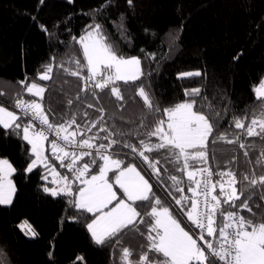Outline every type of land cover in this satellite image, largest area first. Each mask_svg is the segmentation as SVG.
<instances>
[{
	"label": "trees",
	"instance_id": "1",
	"mask_svg": "<svg viewBox=\"0 0 264 264\" xmlns=\"http://www.w3.org/2000/svg\"><path fill=\"white\" fill-rule=\"evenodd\" d=\"M95 25L118 55L137 57L141 62L143 76L135 85L117 82L123 100L111 96L110 89H96L98 96L92 89L82 91L84 81L65 71H75L77 60L85 63L77 41ZM49 65L51 79L40 80ZM197 72L200 75H180ZM81 75H87L86 69ZM263 79L264 0H0V103L17 113L21 125L23 120L15 109L17 98L40 102L53 124L74 115L85 131L91 121L100 118L103 108V119L85 138L107 135L100 127L121 134L114 137L121 144L113 150L125 163L138 164L151 180L155 195L173 209L178 206L168 192L173 191L176 198L180 193L171 188L170 175L181 177L184 194H191L186 190L187 178L175 170L170 157L165 158L167 151L147 153L151 160H160L157 178L123 144L139 147L157 120L167 121L164 109L195 100L193 110L206 115L214 126L207 145L208 164L203 166L214 173L232 171L243 192L235 209L225 204L223 210L237 211L257 223L264 219V187H249L243 180L245 174H264V161L257 163L264 153V134H246L247 125L264 110V98L257 99L254 92ZM21 82L45 88L43 99L30 95ZM140 86L151 98L153 110L136 95ZM193 89H199V95L185 94ZM157 107L160 112L154 111ZM236 119L244 121L245 129L235 127ZM222 135L236 143L219 140ZM22 137V129L0 127V158H7L15 169L11 203L0 205V264H121L123 248L132 251V260L147 251V222L137 221L135 227L129 226L103 245L94 243L87 228L94 214L72 207L71 197L63 193L53 196L44 190L54 186L50 168L63 172L60 162L47 148L49 163L26 171L34 156ZM150 139L159 142L157 137ZM101 142L107 143L96 141ZM90 160L86 157L84 162ZM78 183L73 182L75 190ZM245 199L252 212L239 207ZM137 207L148 221V202H137ZM176 215L190 226L186 217ZM23 221L32 236L20 227Z\"/></svg>",
	"mask_w": 264,
	"mask_h": 264
},
{
	"label": "snow or ice",
	"instance_id": "2",
	"mask_svg": "<svg viewBox=\"0 0 264 264\" xmlns=\"http://www.w3.org/2000/svg\"><path fill=\"white\" fill-rule=\"evenodd\" d=\"M77 42L81 45L85 63L77 60L75 71L69 69L65 71L84 81L86 88L81 89L82 91L92 89L93 95L98 96L96 89L100 92L110 89L111 96L123 100L117 82L135 85L143 76L140 60L137 57L125 58L118 55L105 42L99 25L92 27ZM85 69L87 75H81ZM51 73L52 67L49 65L46 71L40 74L39 79L49 80ZM180 75L191 76L200 73ZM21 83L30 95L43 99L45 88L37 83ZM199 91L193 89L191 93L185 94L197 96ZM254 92L257 99L264 98V81H261ZM136 95L143 99L149 110H153L151 98L143 86L137 88ZM68 103L71 105L73 101L69 100ZM195 103V100L186 101L164 109L162 115L167 117V121L157 120L147 130L148 139L140 140L139 147L129 143L123 144L124 148L131 149L134 157L141 158L157 178L160 174L158 167L160 160H151L147 153L167 151L165 158L170 157L175 170L187 178L186 190L191 194L190 196L184 194L185 188L182 186L181 177L170 175L171 188L174 192L180 193V197L176 198L173 191L168 192L178 206L176 209L165 205L164 201L155 195L153 185L145 178L143 170L139 169L136 163H125L124 160L116 158L119 154L113 149L114 146L120 145L121 141L114 137L121 134L100 127L99 131L107 132V135L85 138L86 132H91L103 119L105 111L103 108L99 109L100 118L91 121L85 131L76 123L74 115L70 120L53 124L40 102L17 98L15 107L31 119L27 124L21 125L18 122L20 118L15 112L0 106V127L12 131L22 129V138L31 145V153L35 157L26 168L28 172H31L38 162L47 165L48 157L44 155V142L49 140V133L55 137L49 142L53 157L60 162L61 167H67L72 178L60 176L52 169V174L57 177L54 183L60 184L61 187L58 190L48 188L44 190L53 196L63 193L71 197L69 203L72 207L95 214V218L87 224L94 243L103 245L129 226L135 227L137 221L148 223V234L145 237L147 245L144 246L147 251H142L139 259L132 260L130 259L132 251L123 248L121 264H264V219L257 223L252 219H245L237 211L223 210L222 205L225 204L235 209L243 192L237 188L240 181L232 171L214 173L209 167L203 166L208 164L207 145L214 132V126L206 115L193 110ZM88 107L93 105L89 104ZM154 111L161 110L157 107ZM84 115L87 116V113ZM34 122L39 123V128ZM73 125L75 130L70 131ZM235 127L245 129L244 121L236 119ZM246 134L248 136L264 134V110L247 125ZM151 137H157L159 142L152 143ZM218 139L226 140V137L222 135ZM98 140L107 143H96ZM226 142L236 143L230 139ZM240 147L244 148L245 145L240 144ZM245 155L248 153L245 152ZM86 156L91 157V160L78 165L77 162ZM262 161L264 153L257 163L261 164ZM196 163L201 166L195 167ZM93 165L99 168L97 174H92ZM14 171L7 160H0V205L11 203L15 188L7 177ZM110 172L115 177L114 184L118 186V191L122 192L123 198L114 190ZM214 175L218 179L213 180ZM73 179L79 182L78 190L74 189ZM243 180L247 181L249 187H264V174L259 177L255 173L245 174ZM217 187L219 194H216ZM137 202H148L150 212L145 213L150 218L148 221H145L144 216L138 211ZM239 207L252 212L247 199ZM177 212L187 218L190 226L178 218ZM252 214L255 216V213ZM195 230H199V240L204 241L203 246L194 238ZM209 237L214 239L209 240Z\"/></svg>",
	"mask_w": 264,
	"mask_h": 264
},
{
	"label": "rangeland",
	"instance_id": "3",
	"mask_svg": "<svg viewBox=\"0 0 264 264\" xmlns=\"http://www.w3.org/2000/svg\"><path fill=\"white\" fill-rule=\"evenodd\" d=\"M87 33V32H86ZM85 33V34H86ZM85 34H83L82 36H84ZM80 39V38H79ZM263 81H264V79H263ZM40 86V85H39ZM260 86V85H259ZM258 86V87H259ZM42 87V86H41ZM0 106H3V107H6L9 111H13V112H15L13 109H11V108H9V107H7V106H5V105H3L2 103H0ZM16 113V112H15ZM17 114V113H16ZM18 116V115H17ZM165 128H166V124H165V126H164ZM44 155L47 157V154H46V152H45V142H44ZM116 158H119V159H122L121 157H119V156H117ZM33 159H35V157L33 158ZM0 160H7L9 163H10V161L7 159V158H4V157H1L0 158ZM11 164V163H10ZM39 164H42V163H37V165H39ZM12 165V164H11ZM43 165V164H42ZM13 167V166H12ZM52 170V169H51ZM98 171H99V168L97 169V170H95V171H93L92 172V174H97L98 173ZM13 173L14 172H12L11 173V175H9L8 177H7V179L8 180H10L11 182H12V185L14 186V188H15V185H14V181H13ZM144 173V172H143ZM145 174V173H144ZM109 176H111L112 177V182H113V184H114V181H115V177L112 175V173L110 172L109 173ZM51 179H52V181L54 182V179H55V177H54V175L52 174V172H51ZM145 177H146V179H149L148 178V176L145 174ZM149 182H150V184H152V182H151V180L149 179ZM79 184V183H78ZM79 187V186H78ZM78 187L76 188V190H78ZM114 190L115 191H117L118 192V196H120V197H122L123 198V194H122V192H119L118 191V186H115V184H114ZM15 192V191H14ZM13 195H14V193H12V198H13ZM126 199V198H125ZM12 200V199H11ZM115 202V201H114ZM114 202H113V204H114ZM109 207H111V205L109 206ZM107 210V209H106ZM95 218V214H94V216H93V218L92 219H94ZM27 226H29L25 221H23V222H21L20 223V227L25 231V233L28 235V234H30V233H28V231H27ZM182 226H184L183 224H182ZM195 238V237H194ZM203 243H204V241H202Z\"/></svg>",
	"mask_w": 264,
	"mask_h": 264
},
{
	"label": "built area",
	"instance_id": "4",
	"mask_svg": "<svg viewBox=\"0 0 264 264\" xmlns=\"http://www.w3.org/2000/svg\"><path fill=\"white\" fill-rule=\"evenodd\" d=\"M15 109H16V111L18 112L19 116L22 118V120H23V124H24V125L27 124V123L29 122V120L31 119V117H30V116H25L24 113L20 111V109H17L16 107H15ZM34 123L36 124L37 128H39V123H38V122H34ZM53 139H55V137H54L51 133H49V140H48V144H49V153H50L51 157H52L54 160H56V159L53 157V154H52L51 149H50V143H49V142H50L51 140H53ZM110 151H111V150H110ZM86 157H88V156H86ZM86 157H83V160H82V161H78V162H77L78 165H82V164L84 163V159H85ZM57 161H58V160H57ZM66 163H67V161H66ZM60 176H68V177L72 178V174L69 172V170L67 169V167H63V172L60 173ZM56 179H57V178H56ZM73 182H76V181L73 179ZM60 187H61L60 184L54 183V186H53L52 189H54V190H58ZM195 231H196V234L194 235V237H195L196 239H198V242L203 246L204 243H203L202 241L199 240V230H195ZM205 235H206V234H205ZM205 247H206V246H205Z\"/></svg>",
	"mask_w": 264,
	"mask_h": 264
},
{
	"label": "crops",
	"instance_id": "5",
	"mask_svg": "<svg viewBox=\"0 0 264 264\" xmlns=\"http://www.w3.org/2000/svg\"><path fill=\"white\" fill-rule=\"evenodd\" d=\"M31 146V145H30ZM47 148H48V151H49V144H48V141H45V152H46V154H47ZM47 157H48V154H47ZM49 163V158H48V162H47V164ZM130 163H135V162H130ZM42 165V164H41ZM43 165H45V164H43ZM138 165V164H137ZM138 168L139 169H141L139 166H138ZM51 169L52 168H50L49 170H50V173H51ZM54 169V168H53ZM55 172L56 173H58L56 170H55ZM142 174L143 175H145L144 173H143V171H142ZM57 177H55V179H56ZM146 178V177H145ZM114 204H115V202H114ZM92 221V220H91ZM91 221L89 222V223H91ZM27 231H28V233H30V234H28V235H30V236H32L33 235V232H32V230L27 226ZM90 233V232H89ZM91 235V234H90Z\"/></svg>",
	"mask_w": 264,
	"mask_h": 264
}]
</instances>
